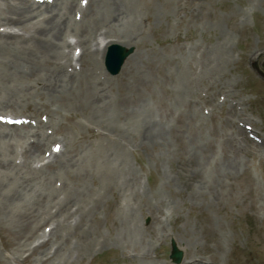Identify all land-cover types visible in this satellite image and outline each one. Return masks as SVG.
Returning <instances> with one entry per match:
<instances>
[{"label": "rangeland", "instance_id": "1", "mask_svg": "<svg viewBox=\"0 0 264 264\" xmlns=\"http://www.w3.org/2000/svg\"><path fill=\"white\" fill-rule=\"evenodd\" d=\"M136 1L139 40L127 43L126 26L117 34L132 56L115 74L103 63L100 69L109 78V103L129 108L138 124L141 116H152L162 136L144 142L131 127L133 134L115 142L125 147L130 185L117 180L116 190L88 215V225L108 240L117 229L131 232L138 251L109 241L75 264H264V0ZM81 45L68 48L72 57ZM185 74L197 75L196 87L179 100ZM33 99L22 113L9 115L45 120L55 107L44 97ZM64 109L55 133L77 132L68 153L96 147L89 104ZM121 115L126 118L121 113L115 122ZM126 207L134 219L120 221ZM47 224L37 232L47 234ZM42 240L15 249L16 240L0 238V264H51L52 257L44 262L41 255H52L57 245L52 239L38 247ZM172 242L183 252L180 263L170 258Z\"/></svg>", "mask_w": 264, "mask_h": 264}, {"label": "bare ground", "instance_id": "2", "mask_svg": "<svg viewBox=\"0 0 264 264\" xmlns=\"http://www.w3.org/2000/svg\"><path fill=\"white\" fill-rule=\"evenodd\" d=\"M136 3L0 0V238L16 240L15 249L42 238L34 250L53 239L57 247L52 255L51 251L42 253L44 262L52 257L51 264H75L94 246L109 241L130 252L138 251L131 242V232L117 229L108 240L88 225V215L109 190H116L117 180L125 179L130 185L125 147L121 144L119 148L115 142L124 138V133L133 134L131 127H137L144 142L162 136V125L152 116H141L138 124L137 115L127 113L129 108L109 103V78L100 69L106 48L122 42L117 34L123 26L129 31L124 35L127 43L139 40L140 9ZM79 44L82 51L72 57L68 48ZM88 56L90 61L85 59ZM190 69L192 72L191 64ZM196 76L182 75L177 85L179 100L194 91ZM40 97L55 107L49 109L45 120L9 115L22 113L34 104L33 98ZM84 104H89L96 123V147L70 155L67 150L74 148L77 132L67 131L57 138V116L62 115L61 109ZM121 113L126 118L121 120V115L118 121L124 122H115ZM3 117L18 119L10 123ZM53 140L50 151H45ZM133 214L130 207L121 209L120 221L134 219ZM43 223L50 226L47 234L37 232ZM2 227L11 230L9 235L1 231ZM93 234H98L97 239ZM73 239L75 246L71 245ZM140 250L144 253V247ZM182 264L188 262L183 260Z\"/></svg>", "mask_w": 264, "mask_h": 264}, {"label": "water", "instance_id": "3", "mask_svg": "<svg viewBox=\"0 0 264 264\" xmlns=\"http://www.w3.org/2000/svg\"><path fill=\"white\" fill-rule=\"evenodd\" d=\"M132 52V49H126L118 43H113L108 46L105 56V66L106 69L112 73H117L121 66L123 65L127 56ZM183 257V252L177 248L174 242H172V250L170 258L173 262H181Z\"/></svg>", "mask_w": 264, "mask_h": 264}]
</instances>
